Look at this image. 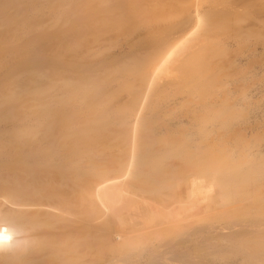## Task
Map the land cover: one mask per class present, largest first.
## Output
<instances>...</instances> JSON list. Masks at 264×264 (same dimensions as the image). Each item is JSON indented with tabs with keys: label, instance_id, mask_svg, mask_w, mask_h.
<instances>
[{
	"label": "rangeland",
	"instance_id": "374dc122",
	"mask_svg": "<svg viewBox=\"0 0 264 264\" xmlns=\"http://www.w3.org/2000/svg\"><path fill=\"white\" fill-rule=\"evenodd\" d=\"M0 1H2V3H9L8 0L7 1L0 0ZM18 1L19 0H17V3ZM21 1L24 3L20 2V4L22 3L21 5L17 3L15 4L24 7L23 11L24 9L26 10V8L28 11L26 10L27 11L26 13L24 11L25 15L23 20L18 19L19 18L18 16H14V17H17L15 19L16 21L19 20L21 22L22 20V23H25L26 21V23L22 28L24 31L21 29L22 33L19 32L20 30L19 28H21L20 26H22V24H20L19 21H17L18 25L17 23L15 25L14 24L12 25L13 23L12 22L11 25L13 27L10 24L7 25L5 24L7 23V21L8 23H10L9 20L11 18L12 21H14L13 14L14 13L17 14L16 11L12 14L14 10L10 11L11 14L9 16L11 18L8 19L9 18L8 17L7 21H5L4 18L3 21L4 22L3 25L9 27V29L8 28L3 29V27L0 28L1 40L3 39L8 40V38H12L9 37L13 35L9 33L11 31L10 27L13 30V28H15L14 26L16 25L19 28L17 29L16 26L15 29H17V31L15 29L14 30L16 32L21 33L20 38L23 37L22 36L23 34L25 36L23 37V40L22 39L20 40V38H18L20 35H18V33L15 32L16 35H18L16 36L14 33L17 39L20 40L19 42H21L20 48H22L23 43H24V48L20 49L18 47L19 46V43L17 44L18 40H16L14 36L13 38L16 41L12 39L13 40L12 42L15 41L18 48L14 49L15 44L11 43V45H13L14 48L10 45L11 48L7 47L6 49L8 51L9 48V51H11V49L13 48L14 49V50L12 49L13 52L18 49L22 50V52L15 51L18 56L21 55L20 57L24 55L22 57L23 59L22 63L20 62L15 64L14 61L16 62L21 61V58L18 60L15 59L18 58L16 57L17 56L16 54L14 55L15 58L14 56H12L7 59L8 56L14 54L15 52L12 54L8 52V54L10 55L6 57L7 61L4 59L5 54H7L5 53L6 52L5 50H4L5 53L4 57L3 58L0 57L2 58L0 63L8 67L7 68L5 66V68L8 69L7 71L5 68H3L4 66L2 65L1 69L3 70L5 69L4 70L5 72L0 69V72H4L5 74H7V76L5 74L4 75L8 79V81L6 80V82H8L7 84H5L6 82L4 81V78L0 79L1 82L3 81L5 82V83L4 82L0 83V85L2 84L3 87L4 84L6 87L4 88L5 90H3L2 87H0L1 90L3 91L0 94V105L2 104L1 106H3L5 104L4 102L9 100L10 97L12 99V102L10 103L16 102L15 101L16 98L17 100L21 99V102L18 101L17 105L15 103H14L15 105H11L10 103H7L8 105L10 104L11 106L9 105L10 107H8L7 105V107H3V108L0 106V109L1 108L3 109V111L0 110V118H1L0 122H2V124H0L1 125L0 127L3 128V131H1L2 129H0V132L5 133L7 127L8 126L10 127V129L8 127L9 130H7L8 132H6V135L3 133H2L3 135L1 134L0 139L3 138V136L4 138L2 139V141L5 140V137L6 140L7 138H10L8 139V141L5 140L4 142L8 143L9 141H11L12 143H14L16 141L15 143H17V145L19 146V147L17 146L19 148L18 149L19 151L16 150V152L19 153L15 154L8 152L5 157L0 159V170H2L3 173H14L15 175H19V177L20 175L23 176L24 174H26V176L30 177L32 180H36V181L39 180L40 184L43 179H45V181L48 179L46 184L50 182V184H48L50 186L47 187L44 185V187L47 189L49 187H50L49 189L53 187L52 189L58 190L59 185H61L60 182L62 183V180L64 181V177L61 174L63 175L66 174V177L71 178V175L73 173L77 175L82 173L81 176L84 177L85 175L86 177L88 174L83 175V173L87 172L89 173V175H91L90 174L92 172L91 170L94 171L96 169L98 171L99 169L97 168H100V170L105 168L107 165L106 163L109 162L110 160L111 161L114 160L113 162H115L116 160L113 158L110 159L109 158L110 156L104 157L106 156V154L103 151L105 150V147L108 145L111 144L113 145L117 141H119L118 143H120V140L124 136V131H125L124 122L128 114V112L125 109L124 110L127 113L124 112L123 109H122L123 111L119 110L121 112L120 113L118 109H116L115 111V108H112L115 98L119 97L121 92H124L125 89L129 88L128 90H130V86L132 84H133L132 89L134 90L135 80L133 81V76L135 75H133L134 74L133 70H135V66L137 67L139 64L140 67L141 65L143 66V64L141 63L142 61L145 64V59L147 57H145L146 54H144V51L150 49L151 47L152 49L146 51L145 53H148L150 51V53L152 54L154 51H157V48L158 49L164 48V45L166 46V44H169V41H171L175 37L180 35H187L192 37H200L204 39V45H202L203 47L200 48L201 50L199 52L197 51L198 52L197 57L195 59L191 58L192 59V61H190L191 63L189 64L187 63L188 65L185 63L184 65H187L186 67L182 65L184 67L183 69H185L182 79L180 78L175 82L160 86L159 87L160 89H158V91H156V93L152 97V100L148 106V109L143 119V130L141 133V140H140L141 154L143 158L141 157L142 165L138 171L139 173L141 172L140 173L141 176L139 177L142 178H140V180L143 179L146 182V185L148 186H146L144 184L145 182L142 180L140 181V183L144 190H145V186L148 187L150 191L153 190L156 186L155 190L163 191L164 189L161 190L162 188V186L160 185L161 183L163 186H165L167 183L173 184V182L171 183L169 182L171 178H173L171 179L172 181L174 180V178L175 181L178 178L180 180L185 181L189 178V177L186 178L187 176L194 174L192 171L196 172L198 169H200V167H202L201 165L203 162L207 163L206 159L209 155L211 154L213 155V153L219 155L220 152L219 151L217 152L216 150L219 149L221 152L224 153L228 152L229 150L228 154H230V149L231 150L233 149L232 151L234 152L233 153L231 152L232 155L229 156L227 154L229 156L228 157L225 156V154L223 156L220 154V159L225 158L226 160L227 158L228 159L230 158V160L234 161V164H236V162L237 163L243 162L244 166L245 164L251 162L255 158L257 164H260L263 161L262 163L263 167L261 166L262 168L261 167L259 168L261 169V172L263 169L262 172L263 175L260 172V170L257 168L256 163L254 164L256 165L257 168V169L255 168L256 169L255 171L259 170V172L261 173V177L263 176L261 178V180L263 179V181H260L262 182L263 185H261L260 183V187L263 186L261 190L264 191V0H201V2L199 0L198 6H200V9L199 7L198 9L199 12H201V14L199 13V16L201 15L200 18L201 21L198 25H193L188 20L190 15L187 16V14H189L188 12L191 11L190 9H192L191 6L193 0H42V1L40 0L41 3H43V1L44 3L41 5L40 2L38 1V6H35L36 3L34 2H36L37 0L36 1L34 0V2H32L34 7L30 1H29L30 3L29 2L25 3L28 0L25 1L21 0ZM10 2L12 1L10 0ZM14 2L15 1L13 0V3ZM9 4L10 6L12 5L11 3ZM23 4H31L32 7L28 5L29 8L28 6L25 8L26 5ZM4 5L5 4H2L1 6L0 4L2 8ZM7 5L8 4H6V6ZM6 6H4V8L7 10V7L9 6L7 7ZM13 6L14 4L12 5V7ZM35 7L37 8V10L34 9ZM11 9L9 8V10ZM18 9L22 11L21 7H19ZM33 9L36 11V12L34 11L35 13L32 12ZM19 10L17 11L18 13ZM6 12L7 11L5 12L2 11L1 16L3 15L5 16ZM10 12L8 11V13ZM21 13H19L21 14L20 18H23L22 16L23 12ZM6 29H8L7 31L9 32L5 31ZM1 31L4 32L2 33ZM7 33H9L8 34L9 36H7ZM4 35L6 36L5 38ZM5 40H3V43L6 44L7 40L6 41ZM3 45L4 44H2V46ZM159 46L161 48H159ZM3 47L6 48V46ZM2 52L3 50L0 51V53ZM141 55L144 56L142 57ZM0 56H3V53ZM12 58H14L15 60L14 59L12 60ZM3 59L5 61H3ZM10 61H13V63L11 62L12 66L10 64ZM15 67L19 68L17 69L16 73L13 71L14 69H16ZM18 70H23V72L22 71L18 72ZM6 71L8 73H6ZM24 71L28 73L25 74ZM21 72L25 74V75L23 74V77L22 76L19 77L21 75ZM1 74L0 77L2 76ZM4 75L3 77H5ZM15 76H17L18 78ZM136 77L134 79H136ZM14 78L18 81H16ZM19 82L21 83V85H23L22 82L29 83L28 84L29 87H25L26 85L23 86L27 88L26 90L20 85L26 93L22 89L20 91V88L17 89L19 92H21V94L18 92L20 94L19 95L20 97L22 96V94L24 95L23 98H19V96H17V93L15 92L16 90L15 88L18 86V84L16 83ZM66 83H69L70 85ZM14 84H16V87L13 86ZM66 85H68V88ZM136 85L137 84H135V86ZM65 86L67 90L65 89ZM60 87L61 88L64 87L63 90ZM7 88L8 90H12L13 88L15 90L13 89L14 92L12 93H10L11 91L9 92L7 90L9 95L8 94L2 95V93L7 92L6 91ZM54 88L56 89L54 90ZM68 90H70L71 92ZM133 90H131V92ZM56 91L57 93L58 91L61 93L57 94ZM127 91H125L124 93H127ZM22 92H24L25 94ZM62 92H64L66 96L64 93H63L64 95H61ZM131 92L129 91L128 93ZM51 93L53 96L51 95ZM73 93L76 95H74ZM11 94L13 95L14 98L15 96H17L14 101ZM54 94L58 95V97L61 98H58ZM4 95H8L7 96L8 99H6ZM47 96L49 98L52 96L53 98L51 97L50 100L49 98H47ZM54 96L56 98H54ZM63 96L64 97L68 96V97L65 99L63 98ZM4 98L6 99L5 101ZM59 99L60 101H63L62 108H60L61 104L58 105ZM2 101L4 104L2 103ZM25 101L28 102L25 103ZM69 102H71V104H69ZM56 103L58 106L56 105ZM66 105H71V106L69 107ZM22 106H24V109L20 110ZM64 106L67 107L66 110L64 109L66 108ZM59 109L61 111L63 109L62 114ZM64 110L66 112L69 110V113L66 114ZM5 111L8 113V115L10 114H11L10 116L13 115L12 117L14 118L9 119V116L8 115L6 116V114L3 113ZM19 112L21 113L23 112V113L21 114ZM18 115H20L19 118ZM4 116H6V118H4ZM20 118L24 119V120L22 119L21 123H19ZM12 119L16 121H12ZM192 119H194L193 120L194 123L192 122ZM7 122H11V123L7 124ZM179 124L183 129L186 127L187 128V129L185 128L186 131L185 129L182 130ZM177 125H179L178 127H180L181 131L179 130V128L178 129L176 128ZM259 125L262 128V130H260L261 128L259 127ZM11 126H13L14 129L13 127L11 128ZM16 126L19 128L21 126V129L22 128L23 129L22 130L20 129L19 131L16 129ZM170 127L171 128L174 127L175 130L174 129L170 130L171 129ZM194 128L196 130H198L199 128L202 129H199L200 131L197 133V131ZM232 128L235 130H233ZM243 128L244 129L246 128L247 130L251 129L250 131H252V133L248 132L249 130L247 131L245 129L248 133L244 131L246 134L244 135L245 136L244 137L240 133L243 132L242 131ZM166 131H168L169 133L171 131V133L168 134V132ZM174 131H177L174 133L177 135L173 134ZM188 131L190 132L188 133ZM257 131L259 134H254ZM179 132L181 135L179 134ZM218 132H224V136L226 138L223 135H221V133L219 134ZM225 132L226 133L228 132L229 135L226 134ZM166 133L168 135H166ZM202 133H204V136H202ZM230 133L234 135L233 136L231 134L233 138L231 137ZM161 134L164 136H161ZM207 134L210 136L206 137ZM217 134L218 136L221 135L222 137L217 138L218 137ZM235 134L237 135V138ZM212 137L215 138L211 139ZM228 138L232 140L230 141ZM163 139L168 141H170L171 139V141L169 142V144L163 143L160 141ZM179 139L181 140L179 141ZM186 139L189 140L186 141ZM209 139H211L212 141ZM200 140H202L203 143L206 144L203 145ZM227 140L229 141V143L226 142ZM19 141L22 142L21 148L19 145L20 143H18ZM213 141H218L219 143L217 142L213 143ZM37 142H39V145ZM178 142L179 144H177ZM187 142L189 143L193 142V144L191 143L189 144ZM222 142L226 143V144L224 143L226 147L223 146ZM233 142L234 143L236 142L235 143L236 145L238 144V146L235 147L238 150V152L239 149L241 150L243 148L240 145L246 146L247 148H248L247 146L248 144H250L249 147L251 148H253V146L256 145L257 147L263 145V148L261 147L259 151L257 150L260 153L263 152L260 158L262 159V161L261 162L258 161L259 163L257 162V160L260 157L258 153L250 154L252 152H257L255 150L258 149L259 147L254 150L252 149V152L250 153H248L250 148L248 149V151L245 148L247 152L244 151L243 148L242 153L240 152L239 155L237 153V150L234 148L235 144ZM171 143L174 144L171 145ZM185 143H187V145L188 144L192 145L191 147L192 149L188 148L187 145H185ZM200 143L202 144L201 148H200L201 145ZM207 143H210L211 145L208 144V146H206ZM184 145L186 146L187 151L185 150ZM115 146L113 145V147ZM183 147L185 151L182 150ZM212 147H214V149ZM224 147L228 149L223 150L222 148ZM237 147L240 148L238 149ZM45 148L49 150H46L45 152ZM172 148L175 151L179 148L176 151L178 153H176ZM196 148L198 149L197 150L198 152L196 153L199 152L203 153L204 149L207 150L204 151L203 154L201 153L196 154L195 152H193L194 149L196 150ZM210 148H212V150L215 151L211 152ZM190 149L192 150V154L194 153V155L195 154L197 155V158L195 157L196 155L195 156L192 155L194 158L190 156L191 154ZM13 150L15 152L14 148ZM172 150L174 151V153L171 152ZM208 150L210 151L211 154L208 153ZM48 151L49 153H47ZM205 152L207 155L205 154ZM101 153L104 154L103 157L105 160L107 158H109L110 160L108 159V161L107 160L103 161L104 159H102L103 157ZM179 153L181 154V156L178 155ZM185 154L189 156L185 157L184 156ZM48 155L53 157V159L50 157H49L50 159L47 158ZM254 155H256V157ZM257 155H259V157H257ZM67 156L69 158L65 159ZM199 156H201L202 158L206 156V159H204L203 161L201 157L198 158ZM211 157L216 158L214 156ZM41 158L42 159L44 158V160H42ZM194 159L196 161L199 160L200 161L196 162ZM201 160L203 162H201ZM244 160L249 162L246 163V161ZM232 161L230 163H232ZM104 162L105 165H103ZM92 163L94 165H92ZM116 163L117 162H115L113 166H115ZM239 163L237 164V166H239ZM242 164L240 166H242ZM250 164H252V162ZM81 166H84L85 170ZM107 166L111 168L112 164H108ZM80 167L83 170L79 169ZM32 173L34 174L33 175L34 177L40 174L41 177L39 175L38 177L43 179H40L38 177L37 178L35 177L33 179L31 176ZM41 173L43 175L45 174L47 176V179L45 178L46 176L45 175L43 176ZM142 173L149 175V177L152 179V183H151V179L148 176L144 178L145 175H143ZM257 173H255L256 176L257 175L259 176V174ZM50 174L51 176L53 174H56L57 178L55 177V175H53L54 178L52 177L53 180L55 179L53 181L54 183H51L52 181H49V179H52L50 178ZM57 174L61 175L63 178L61 176L58 177ZM67 174H69L70 176ZM75 174H73V176ZM92 174L95 173L92 172ZM81 176L79 175L77 178L79 177L81 178ZM74 177H72L74 181H72L73 179H71L70 181L74 182V184L78 183V185L75 184L73 187L72 182H70L69 186H72L75 189L77 186H79V184L82 185L86 184L87 186L89 184L88 187H90L91 181L88 179L91 178L86 179L88 176L83 179L80 178L77 179L76 177L75 178ZM59 178L61 180H58ZM147 178L149 179V181ZM259 179L260 178L258 177V180ZM80 180L81 181L83 180L85 184L83 182H79ZM164 180L165 181L167 180L166 181L167 183H165ZM256 180L255 182H257ZM178 181L176 182L178 183ZM163 182L165 184H163ZM179 182L181 183V181ZM55 183L58 184L57 188H54L55 187L54 185H56ZM153 183L155 184L154 186L149 185ZM82 185L79 187L82 189L83 188L86 189L87 186L85 185L82 187ZM256 185L257 184L255 183L252 186L255 190H259L256 189ZM10 186L11 184L9 182V175L1 177L0 190L4 188H8ZM39 186L41 187V185ZM167 186L169 185L167 184ZM257 186H259V183ZM25 187L23 188V184H22V186L18 188L19 190L16 191L17 193H19V195L16 192L15 194H17V196H20V198H23L21 196L23 192L25 198H23L22 200H28V199L31 200L30 198H33L32 200L38 201L40 197H36V199H34L35 196L32 197V193H30L31 195L29 194L28 191L29 188L26 187L27 189H25ZM44 187L40 189L45 190ZM61 187L62 189H64V193H65V189L67 191V189L70 188V187L63 188L65 187L64 184ZM61 187L59 188V190H61ZM226 187L227 189L230 190H234V188L236 190L235 186H226ZM73 188L70 189H72L73 192L77 193L78 187L75 190ZM23 189L26 192L23 191ZM207 189H213V188L209 187ZM215 189L219 190L220 188L217 186L215 187ZM44 190L43 192L46 191ZM57 190H52V191L48 190L49 192L46 191L45 193L42 194V196L47 199L48 196L55 197V195H58V193L59 195L60 194L62 195V191L58 192ZM78 190L81 191V189ZM55 191H57V193ZM72 191L70 190L69 194L72 195L73 193ZM146 191H148V189ZM263 191H261V193L258 191V193L260 194L263 193L262 196L264 197ZM79 193L75 194L76 197L72 195L74 196L73 198L78 199L77 195H79ZM69 194H68V198H70ZM59 195H58L59 199L60 197L64 198V194L62 196L60 195V197ZM42 198H40L41 201H44ZM46 199L45 201H47ZM62 199H60L59 201H61ZM74 199L72 198L69 199L71 200L69 202L70 205L73 204V202H76ZM262 199L263 200L258 201V204H260L261 203L260 201H262L263 203V204L261 203L263 205L262 207L261 205L260 207L256 206L255 204H253L256 201H252L253 203H248L249 205L247 204L245 206L246 212L244 209L243 211L242 209H240V211H235L234 213H230L228 216L225 215L226 218L223 216L225 219L222 217L223 219L219 220V221L223 220L222 222L219 221H218L219 223L216 222L217 224L220 225L217 226L216 224L215 230H211V232L207 230L208 232H206L204 231L205 230L204 229L202 234H201L202 231L201 232L199 231L198 233H196V235H194L197 238H195L194 236L193 237L199 240L200 243L199 241L194 240L192 241L191 244L192 247H189L191 245H188V247L192 250V248L194 247L196 248V246L199 244L196 250L198 251V249L200 248L199 250L201 251V249L204 250L208 246V243H206L204 239L208 238L207 242H209V240L213 238L215 239L214 244L216 245L220 241V238H222L221 242L218 243L219 245L217 244L216 246H213L214 244L211 243L212 245L209 246L211 248L213 246L214 248L211 249L208 246L209 250L207 252H212L213 250V253L214 252H217V254L227 253L228 255L227 254L225 255L230 256V254L233 255L232 253L238 252L242 248L240 247L241 246L240 242L241 243L244 242L245 237L246 240L248 239L250 240L251 238L255 239L258 236V234L262 236L263 233L262 236L263 242L260 240L261 244L263 243V246L259 248L260 250L262 249L263 251V264H264V198ZM252 204L254 205V207H252L253 206ZM74 205H76V203L73 204V206ZM247 206H250V208ZM258 208L259 210L261 209L262 211L260 210L261 212L260 211L256 212ZM74 209L75 206L73 210ZM252 209L253 210L255 209L254 212ZM253 213L255 214L253 215ZM257 214L259 217L257 216ZM252 215L254 217H252ZM246 217L247 218L249 217L248 221ZM253 219L255 220L252 221ZM259 219L260 220L262 219L263 221L262 220L260 221ZM240 221L242 223H240ZM258 221L263 226L259 225L260 223ZM224 223L225 226L227 225L226 226L227 228L223 226ZM252 224L254 225V227H256V229L259 226H262L263 230H261L262 227L258 229L261 230V232L262 231L263 232L261 233L259 230H257L260 232L258 233L256 229L253 228ZM38 226H40L39 229L37 228V226H35V228L37 229L34 228L32 229L28 226L26 229L28 230L30 228L32 230L29 229L27 233L30 234L31 231L32 234H34L35 232L36 233L39 232V234L37 235L41 236V235H45V233H47L46 231L49 230L48 233H50L53 230V229L51 230L52 228L51 224L48 225V223H46L45 226L43 225V227L45 228L43 227L41 228V225ZM56 226L58 227V225ZM218 227H220L219 231L216 232V229H218ZM221 227L225 229L221 230ZM245 227L246 228L251 227V231L254 230L256 231V233L255 232L253 233L252 231L253 233L252 234L249 229L248 232L250 231L249 232L250 235L248 237L247 235L248 232L246 231L247 229H245ZM97 228L100 229L101 231V228L99 227ZM241 228L243 229V231ZM89 229L94 230L95 228H88L87 231ZM78 231L79 230L77 229L75 233ZM214 231L215 233L211 234ZM92 232L90 230L89 233L92 234ZM85 233H84L86 237L85 243L87 241L89 242L86 243L87 245L85 244L83 246H86L87 248H90L89 246H94V244L97 243L96 242L97 240L94 241V239L92 238L96 239L97 237L98 239V237L101 234V232L96 230L94 234H92V237L90 238L91 234L88 235L89 234L88 232ZM96 233L99 234L96 236L95 235ZM242 233L243 234L246 233V234L242 236ZM22 234L24 236L26 235V233L24 232ZM22 234H20V236ZM29 234H27V236ZM212 235L214 237H212ZM81 236L84 235L81 234L80 237ZM235 236L236 239H233L235 238ZM240 236H242L244 240ZM261 236L260 237L258 236V238H256L258 239L256 240L258 244H260L259 239L260 238L262 239ZM216 237L219 238V240L216 239ZM8 238L9 236L7 230L5 228L2 229L0 234L1 247L6 246ZM76 238L79 241V238L78 237ZM223 238L225 239L223 240ZM227 238L232 239L229 241V245L233 244V247L231 246L232 248L229 246L227 247L228 244V243L226 244ZM237 238L239 240L241 238L242 241L241 240L239 241ZM213 239L211 241H213ZM234 240L239 241V242L237 241L238 243L237 242L236 243L237 245L239 244L237 248L240 249L234 247V245L236 244ZM249 240L245 241L243 244L245 245L247 243L246 246L250 245L248 247L249 250H251V248H253L252 250H255L256 247L254 246H256V243L254 242V240H250V241ZM78 241L76 240L77 244H79V242L81 243V245L84 243L81 242L82 240H80L79 242ZM201 241L205 242L207 246H204L205 243H202ZM224 241L226 246L221 245L224 244ZM194 242H197L198 244L194 246L193 244ZM258 244L257 246H260ZM244 245L242 249H244L245 247ZM76 246L78 247V245ZM225 248L228 249L225 250ZM229 248H231L232 250ZM246 248L247 247H245V249ZM94 250H95L94 247H91L90 253L93 251V253L91 254H94L95 252ZM87 252L89 251L87 250ZM71 253H73V251ZM75 253L76 251H74L73 253L74 256ZM92 257H94V255H92Z\"/></svg>",
	"mask_w": 264,
	"mask_h": 264
},
{
	"label": "bare ground",
	"instance_id": "6f19581e",
	"mask_svg": "<svg viewBox=\"0 0 264 264\" xmlns=\"http://www.w3.org/2000/svg\"><path fill=\"white\" fill-rule=\"evenodd\" d=\"M5 1H7V0H5ZM8 1L12 5L14 4V6L12 7V5L10 6L9 3H2V1H0L1 6H2V4H5L4 6H6V4H8L7 6H9V7L6 6L7 10L4 8V6H3V8L0 6V9L2 8L1 10L3 12L7 11L6 12L7 14L5 13V16L4 15L1 16L2 11L0 10V19L3 17L1 19V22H0L2 24V26L0 24V28L3 27V29H5V28L9 29V27H6L3 25L4 24L3 21H4V18H5V21H7L8 19L11 18L9 16L11 14L10 11L14 10L12 12V14L16 11V13L18 15L14 13L15 15L13 14V17L18 16L19 17L18 19L23 20L25 13L28 11L26 7L28 5H30V7H32V5H33L32 2H34V0L33 1L28 0L25 3H28L30 1L32 5L31 4H23V5H26L25 8L27 10L26 11L24 9V11H25V13H24V11H23L24 7L20 6L24 2H22L21 0H19L18 3H17V0H14L15 1L14 3H13V0H11L12 2H10V0H8ZM23 1H25V0H23ZM38 1L40 2L41 5L44 3V1H43V3H41L42 0L41 1L37 0L36 2H34V3H36L35 6H38ZM20 2H22V3L20 4ZM198 2H199V0H193L192 6H191L192 9H190L191 11L188 12L189 14H187V16L190 15L189 16L190 19L188 18V20L193 25H198L201 21V19H200L201 15L199 16V13L201 14V12H199L200 6H198ZM200 2H201V0H200ZM15 3L20 4V5L18 6ZM15 5H16V8H15ZM17 6H18V8L21 7L22 11L19 10L17 8ZM33 7H34V5H33ZM198 7H199V9H198ZM9 8L10 9L13 8V9L9 10ZM28 8H29V6H28ZM34 9L37 10L36 7ZM34 9L32 12L35 11ZM18 10H19V13L23 12V15H22L23 18H20V15L22 13L19 14L17 12ZM8 11L10 13H8ZM37 12H39V11H37ZM29 14H32V13H29ZM16 18L17 17H14V19H13L14 21H12V18H11L9 20L10 23H8V21H7V23H5V24L11 25V23L13 22L12 25L13 24L15 25L16 23L18 25L17 21H19V20L16 21L15 20ZM22 20H21V22L19 21V23L22 24V26L19 25L21 28H19L16 25L17 29L19 28L20 29L19 32H21V33H22L21 29L23 28L24 24L26 23V21H25V23H22ZM10 25H8V26H10ZM16 26H14V27L16 28ZM15 28H13V30H12V28L10 27V29L13 33L11 31L10 32L7 31L8 29L5 30V31L11 33V35L13 34L12 36H9L8 35L9 33H7V36L12 37V38H8V40L6 39L10 44L5 39H3V40L6 41V44L3 43V40H1V38H0V48H1L0 51L3 50V52H2L3 56H0V57L3 58L4 54L7 53V54H5V57H4L5 60H6V57L8 55H10V54H8V52L11 54L14 53L15 51L22 52V50H19V49L15 50L13 52L14 49L21 47V44H20L21 42H19V41L21 39L23 40V37H25L23 34L22 35L23 37L20 38L21 33L16 32L17 29H15ZM1 32L3 33L4 31H1ZM15 32L18 33V35H20L18 37V38H20V40L17 39L16 36H18V35H16ZM14 33L16 36L14 35ZM5 37L6 36L4 35V38ZM13 37L16 40H18V42H17V44L19 43L18 47L15 43L16 40ZM12 39L15 41L12 42L13 41ZM7 43H8V46H7ZM11 43L15 44V48L13 47V45H11ZM2 44H4L3 46H6V48L3 47ZM10 45L14 48V49L12 48L13 50L11 49V51H9V48H11ZM202 45H204V39H202L200 37L180 35V36L175 37L171 41H169V44H166V46L164 45V48H162V49L157 48V51H154L152 54L150 53V51L148 53H145L146 51L152 49L151 47H150V49L144 51V54H146L145 57H147L145 59V64L140 59L142 61L141 63L143 64V66L141 65V67H140L139 66L140 64L139 65L137 64L140 68L138 66H137L138 68L135 66V70H133L134 71L133 75H135V76H133V81L135 80L134 81V87H135L134 90L132 89V85H133L132 84L130 86V90H128L129 89L128 88V89L124 90V92L128 90L127 93L121 92L119 97L115 98V101L113 100L114 101L113 107L111 105L112 108H115V111H116V109H118V111L119 110L123 111L125 109L128 112V114L126 116V120L124 122V130H125L124 136L121 139L122 141L120 140L121 144L118 143L119 141H117L115 143L113 142L114 143L113 145L114 146L116 145L115 147H113V145L110 143L111 145H108L105 147L106 151L103 149L104 150L103 152L106 154V156H104V157L110 156L109 158L115 159L116 160L115 162H117V163L115 166H113L115 163V162H113L114 160L111 161L109 158H107L106 160L108 161V159H109L110 160L109 162H112V163L107 162L106 164L107 165L112 164L113 167L111 166V168H109L110 165H109V167L106 165V167L103 166L105 168H103L101 170H100V168H97V169H99L98 171L95 169L97 172L95 170L94 171L91 170L92 172L95 173V174H92V172H91L90 173L91 175H89V173H87V172L83 173V175L88 174L87 175L88 177L86 176L87 178L85 177V175H84V177L81 176L82 173L78 174V175L73 173V174H75L74 175L75 177H76V175H77V177L80 175L81 176V178L79 177L80 179L91 178V179H88L91 181L90 187H88L89 184L87 183L88 184V186H87L83 180L79 181V182H83L87 187H86V189L83 188L84 189L83 190L82 188L79 187L82 184H79V186H77V187H78V189H81V191L78 190L77 187L75 188L78 191L77 193L80 192L79 195H77L78 199L73 198L75 196V194H77V193L73 192L72 189H70V188H73L75 184L78 185V183L74 184V182H72V181H74V179L72 178V177H74L73 174L71 175V178L66 177V174H64V175L61 174L64 177V181L62 180V183L60 182L61 185H59V188L63 184L65 186L63 188L70 187L67 189V191L65 189V193H64V189H62V187H61V190H59V188H58V190L52 189L53 187L51 189H49L50 187L48 189L45 188L44 185L47 187L50 186V185H48V184H50V182L46 184L48 179H47V176L45 174H44L46 176L45 178L47 179L46 181H45V179L40 178L41 177L40 174L36 173L40 176V177H38V175H37V176H35L36 178L38 177L40 179H43L41 181V184H40L38 179H37L38 181L32 180L30 177L26 176V174H24L25 176L20 175V177H19V175H15L14 173H3L2 170H0V179L3 176L9 175V182L11 184L10 187L0 190V234H1V230L5 228L7 230L8 236H9V238L7 239L6 246L1 247V245H0V264H263V251H262V249L260 250L261 246H263V243L261 244V241L263 242V237H262L263 231L261 232V230H263V227H262L263 225L259 221H258L260 223L259 225H262V226H259L258 228L262 227L261 230H259L258 228L256 229V227H254L256 222L254 223V225L252 224L253 228H255L256 231L259 230L262 233V236H261L258 234L260 232L257 231L258 236L262 237V239L261 238L259 239V241L261 240L260 244H258L256 242V240H258V239H256V238H258V236L257 237L255 236L256 237L255 239L254 238L250 239V240H254V242L256 243V246H254V247H256L255 250H252L253 248H251V250H249L248 247L250 245L246 246L247 243L245 245L243 244L245 241L249 240V239L246 240V237H245L244 242H242V243L240 242V244H241L240 247L243 248V245H244L247 248L246 249H245V247H244V249L237 248L239 246V244L237 245V243L240 240L242 241V239L240 238V240H239L238 239L239 237H238L237 238L239 240V241L237 240L238 242L234 240L235 243L237 242L235 244L237 246L234 245V247H236L237 249H240V250L238 252L232 253L233 255L230 254V256H227L228 255L227 253H223V254H220V253L217 254V252L213 253V250H212V252H207L209 250V247L215 243L214 242L215 239H213V238H211L209 240V242H207L208 238L204 239L205 242L208 243V246L210 245L209 247L207 246V244L205 242L201 241L202 243H205L204 246H207V248L204 249L205 251L203 249H201V251H202L201 252L199 250L200 248L198 249V251L196 250V248H198L197 246L199 245L197 242L193 243L194 246L198 244L196 246V248L194 246H193L194 248H192V250L189 248V247H192V245H191L192 241H194V240L199 241V240L195 239V238H197L196 236H194V235H196V233H198L199 231L200 232L202 231L201 232V234H202L204 229H205L204 231H206V232H208L207 230H209V232H211V230H215V228H216L215 226L217 224L216 222L223 219L224 217L226 218V216H228L230 213H234L235 211H240V209H242V211L244 209L246 212L245 206L248 203H253L252 201L257 202V203L256 202L253 203L256 206H259V207H260V205H261V207L263 206L262 201H260L262 204L260 202H259L260 204H258V201L263 200L262 198H264L262 196L263 193L260 194L261 191H263V190H261L263 188V186L260 187V183H261V185H263L262 182H260V181H263V179L261 180V178L263 177V176L261 177V173L263 172V169H262V172H261V169H259L263 163L262 159H260L262 156L261 154L263 152H261V153L258 152L259 149H261V147L263 148L262 144H261L262 146H260V147L258 146L259 148L257 147V145L253 146V148L249 147L250 144L247 145L248 148L246 146L240 145L244 148V151H246V150L248 151V149L250 148L248 153L252 152V149L254 150V149L258 148L255 150V151L258 150L257 152H252L250 154H253V153L257 154L258 153L260 155V157H259V155H257V157H259L260 160L258 159L257 162L262 161L260 163L261 165L256 163V158L251 161L252 164H250L251 162L246 161L247 159L244 160V161H246V163L249 162V163L245 164V166H244L243 162H242L243 164L241 162L240 163L238 162L239 166H237V164H238L237 162H236V164H234V161L230 160V158L228 159L227 157H226L227 158L226 160H225V158L220 159V154L222 156L224 154H225V156L232 155L231 152L233 153L234 151H232L233 149L231 150L230 147H229L230 154H228L229 150H228V152L225 151L226 153H224L218 149L216 151L220 152L219 155L215 154V153H213V155H212L210 153V151L208 150V153L211 154V155H209L210 157L211 156L216 157L217 155L218 156L216 158H213V157L210 158L208 156L207 159H206V156L203 158L201 156H199L198 158L201 157L203 159V161H204V159H206L207 163H205L201 160V162H203L201 165L202 167H200V169H198L196 171L197 173L192 171L194 174L191 173L193 175L187 176L186 178H188V177L189 178L187 180H185L186 182L184 180H180L178 178V179H176V181H178V180L181 181V183L178 181V183H179L178 184L175 181V178L173 181L171 180L173 178H171L170 181H169V179H168V181L170 183L173 182V184L172 183L169 184L166 182L167 180L166 181L164 180V182L167 183L169 186H167V184L165 186H163L161 183L160 184L162 186L161 190H163V189L164 190L163 191H157V190H155V188H156V186H155V188L153 190H151L152 192L149 190L148 187H146L148 185H146V182L143 179H141V180L145 182L144 183L146 185L145 190L143 189V187L140 183V181H141L140 178H142V177H139V176H141L140 175L141 172L140 173L138 172L139 168L142 165V163H141L142 162V159H141L142 154H141L140 140H141V133L143 130V119H144V116H145L146 111L148 109V106L152 100V97L154 96L156 91H158V89H160L159 88L160 86H163L164 84L165 85L170 84L172 82L179 80L180 78L182 79L184 72H185L184 71L185 69H183L184 67L182 65H184L185 63L186 64L191 63L190 62V61H192L191 58L195 59L197 57V53L201 50L200 48L203 47ZM7 47H9L8 51L6 50ZM2 48H5V49H2ZM22 48H24V43H23ZM22 48H20V49H22ZM159 48H161V47L159 46ZM155 49H156V47H155ZM4 50L6 51L5 53H4ZM2 53H0V55H2ZM15 54H16V52L14 54L8 56L7 59L9 57L14 56ZM20 56L17 55L16 57H18V58H15V56H14V58L17 60L21 58V61H18V62L14 61L15 64L20 63V62L22 63V60H23L22 57L24 55L22 57H20ZM2 58H0V62H1ZM14 58H12V60ZM4 59H3V61H5ZM187 61H189V62H187ZM11 62L13 63V61H10V64H11ZM5 63H8V62H5ZM139 63H140V61H139ZM10 64H9V66H10ZM15 64H13V65H15ZM2 65L4 66L3 68H5V66H6L4 64H1L0 69H1ZM187 65H184V66L186 67ZM11 66H12V64H11ZM17 69H19V68H16L13 71L16 73ZM20 69H22V68H20ZM1 70L4 71L3 69H1ZM6 70L8 71V69H6ZM7 71H6V73H8ZM19 71L23 72V70H18V72ZM26 71H28V70H26ZM135 71H138V72H135ZM4 72H0V74L3 73V74H1L2 76L0 77V79L4 78V81L6 82V80L8 81V79L6 77L7 74H5ZM22 72H21V75L19 77H21V76L23 77L24 73H22ZM26 73H28V72H25V74ZM3 75L5 77H3ZM18 75H19V73H18ZM17 76H15V77H17ZM135 77H136V79H134ZM136 80H137V83H136ZM16 81H18V80H16ZM3 82H1V80H0V83H3ZM7 83L8 82H6L5 84H7ZM19 83H16V84H18L19 87L18 86L16 87V84L13 85L16 87L15 88L16 90L18 88H20V91H21V89L24 91L23 88L29 87L28 86L29 83H23L22 82L23 85H21V83L20 84ZM66 84H69V83H66ZM135 84H137V85L135 86ZM20 85L22 87L25 85L26 86L22 88ZM58 86H61V85H58ZM66 86L68 88V85H66ZM66 86H65V89H66ZM0 87H2V84L0 85ZM4 88H6V87L3 84L2 89L5 90ZM63 88H61V89L63 90ZM26 89L27 88H25V90ZM55 89L56 88H54V90ZM0 90H1V88H0ZM7 90H8V88L6 89V91ZM12 90H8V91L9 92L11 91L10 93H12V92H14V90L13 91ZM16 90H15V92L17 93V96H19L21 94V92H19L18 90L16 91ZM131 90H133V91L131 92ZM8 91L6 93H2V95L8 94ZM59 91H58V93L60 94L61 92H59ZM68 91H70V90H68ZM129 91L131 93H128ZM1 92H3V91L1 90L0 94H1ZM24 92H22V93H24ZM56 93H57V91H56ZM63 93L64 92H62L61 95L65 94V93L64 94ZM74 93H77V92H74ZM8 95H4L6 99H8L7 98ZM51 95H52V93H51ZM74 95H76V94H74ZM17 96H15V98ZM55 96L58 97V95H55ZM55 96H54V98H56ZM65 96H66V94H65ZM23 97H24L23 94L21 97L19 96V98H23ZM51 97L49 98L47 96V98H49L50 100H51ZM67 97L63 96V98H65V99ZM5 98H4V101L6 100ZM12 98L14 101L15 98L13 97V95H12ZM58 98H61V97H58ZM10 99H11V97L9 98V100H7L8 102L7 101L4 102L5 104L2 101V103L4 105L1 106L2 105L1 104L0 106L2 108L7 107V105H8L7 103L12 102V99H11V101H10ZM65 99H63V100H65ZM56 100H58V99H56ZM69 100H70V98H69ZM72 100H73V98H72ZM15 101L16 102H14V103L17 105L18 101L21 102V99L17 100V98H16ZM28 101H25V103ZM66 101H68V100H66ZM62 102L63 101H60V99H59L58 105L61 104V107L59 106L60 108H62ZM14 103H10V104L15 105ZM47 103H48V101H47ZM69 104H71V102H69ZM9 105H8V107L11 106V105L10 106ZM56 105H57V103H56ZM66 106L70 107L71 105H66ZM66 106H64V107H66ZM2 108L0 109L1 111H3ZM22 109H24V106H22V108L20 110H22ZM64 109L66 110L67 107ZM10 110H12V109H10ZM125 110H124V112H126ZM60 112L62 114L63 109H62V111L60 110ZM65 112H64V115H65ZM3 113L6 114V116L8 115V113L6 111ZM19 113H21V112H19ZM67 113H69V110L66 112V114ZM49 114H50V111H49ZM10 115H8L9 119L14 118V117H12L13 115L12 116H10ZM6 116H4V118H6ZM19 116L20 115H18V118H19ZM22 119L23 118H20L19 123L22 122ZM0 120H1V118H0ZM16 120H17V117H16ZM16 120L12 119V121H16ZM193 120L194 119H192V122H193ZM2 121H3V119H2ZM258 122H260V121H258ZM8 123H11V122H7V124ZM0 124H2V122H0ZM22 125H23V123H22ZM179 125H177L176 128L177 129L179 128V130H180L181 125H180V127H178ZM8 127L6 129V132H8L7 130L10 129V127H9V129H8ZM12 127L13 126H11V128ZM196 127H197V124H196ZM259 127H260V125H259ZM5 128H6V126H5ZM5 128H4V130H5ZM202 128H199V129H202ZM0 129H2L1 131H3L2 127H0ZM13 129H14V127H13ZM16 129L20 131L21 126H20V128L16 126ZM173 129L175 130L174 127L171 128L170 130H173ZM184 129L182 128V130H184ZM186 129H185V131H186ZM199 129L198 130L195 129L197 131V133L200 131ZM245 129L244 128H243V130L241 129L243 132H240L241 135H243V136L246 135L244 131H246L247 129L246 130ZM233 130H235V129H233ZM248 130H247L248 132L252 133V131H250L251 129H248ZM260 130H262V128ZM177 131H174L173 134ZM191 131H193V130H191ZM6 132L5 133L0 132V136L2 133L6 135ZM166 132H168V131H166ZM189 132L190 131H188V133ZM203 132H204V130H203ZM209 132H210V130H209ZM214 132H215V130H214ZM261 132H263V131H261ZM170 133H171V131H170ZM170 133L168 132V134H170ZM184 133H186V132H184ZM218 133L219 134L221 133V135L224 136V132H218ZM232 133H230V135ZM168 134L166 133V135H168ZM179 134H180V132H179ZM200 134H201V132H200ZM226 134H228V132ZM254 134H259V133L257 131ZM174 135H177V134H174ZM221 135L218 136V134H217V136H218L217 138L222 137ZM232 135H231V137H232ZM161 136H164V135L161 134ZM202 136H204V133H202ZM207 136H210V135L207 134L206 137ZM252 136H251V138H252ZM3 138H4V136H3ZM3 138L0 139V159L5 157L8 152L15 153V154L19 153V152H16V150L19 151L18 150L19 146L17 145V143H15L16 141L14 143H12L11 141H9L8 143L7 142L5 143L4 141L6 140V137H5V140L2 141ZM175 138H176V136H175ZM187 138H189V137H187ZM214 138L212 137L211 139H214ZM236 138H237V135H236ZM251 138H250V140H251ZM8 139H10V138H7L6 141H8ZM183 139H185V138H183ZM211 139H209V140H211ZM240 139H241V137H240ZM163 140H160V141L163 143H168V144L171 141V139H170V141L165 140V139H163ZM180 140L181 139H179V141ZM187 140H189V139H186V141ZM200 141L203 145L206 144V143H203L202 140H200ZM205 141H206V139H205ZM207 142H210V141H207ZM215 142L219 143L218 141H213V143H215ZM226 142L229 143L228 140ZM241 142H242V140H241ZM18 143H20L19 145L21 148L22 142L19 141ZM37 143L39 145V142H37ZM187 143H189V142H187ZM187 143H185V145H187ZM224 143H223V146H225ZM172 144H174V143H171V145ZM177 144H179V142ZM191 144H193V142ZM197 144H199V143H197ZM202 144L200 145V148H201ZM208 144H210V143H207L206 146H208ZM238 144L237 145L235 144L234 148L236 146H238ZM188 145H187L188 148L192 147V145H189V146ZM194 145H196V144H194ZM213 146H215V145H213ZM216 146H217V144H216ZM13 148L15 149V152H14ZM179 148H182V147H179ZM212 148L214 149V147H212ZM212 148H210L211 152L213 151ZM224 148H222V149L223 150L228 149V148H225V149ZM243 148L241 150L239 149V152L236 148L235 149L237 150V153L239 154L240 152L242 153ZM245 148H246V150H245ZM46 150H49V149L45 148V152H46ZM173 150L171 152L174 153L175 150L174 151ZM182 150L187 151L186 146H185V150H184V147ZM190 150H189V152H190ZM197 150L198 149L196 148V150L194 149L193 152L196 153V152H198ZM206 150L204 149L203 153ZM236 150H235V152H236ZM262 151H263V149H262ZM47 153H49V151ZM176 153H178V152H176ZM200 153L201 152L196 153V154H200ZM203 153H201V154H203ZM205 154H206V152H205ZM52 155H53V153H52ZM101 155L103 157L104 154L101 153ZM178 155L181 156L180 153ZM192 155H194V153L192 154V150H191L190 156L193 157ZM184 156L186 157L187 154H185ZM254 156L256 157V155H254ZM49 157L53 159V157L48 155L47 158H49ZM104 157L102 159H104ZM195 157L197 158V155ZM67 158H69V157L67 156L65 159H67ZM49 159H48V161H49ZM42 160H44V158ZM106 160L104 159L103 161H106ZM41 161H40V163H41ZM199 161H196V162H199ZM231 161H232V163H230ZM253 161H255V162H253ZM254 163H256L257 168L260 170L261 173L259 172V170H257L258 173H257V171H255L257 168H256V165ZM241 164H242V166H240ZM92 165H94V164L92 163ZM103 165H105V162ZM197 165H198V163H197ZM81 167L84 168V166H81ZM81 167L79 169H82ZM84 170H85V168H84ZM255 173L259 174V176L258 175L256 176ZM29 174H31V173H29ZM33 175L34 174L32 173L31 176L34 179L35 177ZM53 175H55V177H56V174H53ZM53 175L51 176V174H50V178H52V177L54 178ZM61 175H58V177ZM67 175H69V174H67ZM143 175H145L144 178H146V176L149 177V175H146V174H143ZM262 175H263V173H262ZM255 176H256L257 180H256ZM22 177H23V179H22ZM25 177L30 178V179H27ZM48 177H49V175H48ZM183 177H185V176H183ZM258 177L260 178L259 180H258ZM53 178L49 179V181H52L51 183H54L53 181L55 179L53 180ZM79 178H77V179H79ZM71 179H73V180L70 181ZM58 180H61V179L59 178ZM255 180L257 182L259 181L258 182L259 186H257L258 183L255 182ZM75 181H76V179H75ZM90 181H88V182H90ZM148 181H149V179H148ZM253 181H254V183H253ZM70 182H72L73 187L69 186ZM164 182H163V184H165ZM147 183H150V182H147ZM151 183H152V179H151ZM252 183L253 184L256 183L257 184L256 189H259V190H255L252 186L253 185ZM22 184H23V188L25 186L29 188V190H28L29 194L32 193V197L35 196L34 199H36V197L42 198L43 197L42 194L48 190H51V191L57 190L58 192L62 191V195L64 194V198L62 197L64 199V201L60 197L61 194L59 195V193H58V195H59L60 199H62L61 201H59L60 199L58 198V195H55V194H53V195H55V197L48 196L47 199L45 197H43L42 199L44 201H41L40 198H39L40 201L39 200L38 201L32 200L33 198H30L31 200L28 199L29 201L28 200H22L23 198H25L23 195V192L21 194V196L23 198H20V196H17V194L19 195V193L16 192L19 190L18 188L20 186H22ZM39 185H41V187ZM51 185H53V184H51ZM57 185L58 184L54 185L55 186L54 188H57L58 187ZM85 185H82V187ZM149 185L154 186L155 184L153 183V184H149ZM153 186H151V187H153ZM217 186L220 188L219 190L215 189V187H217ZM226 186H235L236 190H235V188H234V190L227 189ZM26 187H25V189H27ZM39 187L40 188L44 187L45 190L46 189L47 190L45 191L44 189H40ZM165 187H166V189H165ZM209 187L213 188V189H207ZM69 189L73 192L72 195H74V196L69 194V192H70ZM147 189H148V191H146ZM43 190L45 192H43ZM159 190H160V188H159ZM23 191H25V190L23 189ZM57 191H55V192L57 193ZM258 191L260 193H258ZM15 192L17 194H15ZM55 192H53V193H55ZM68 194H69L70 198H72L76 201V202H73V204L76 203V205H74L75 211L73 210V208H74L73 204H71V205L69 204V202L71 200H69L70 198H68ZM27 195H28V193H27ZM28 197H29V195H28ZM45 199L47 201H45ZM247 207L250 208V206H247ZM252 207H254V205ZM254 210H253V212H254ZM260 210L258 208V210H256V212L260 211ZM255 213H253V215ZM253 215H252V217H254ZM257 216H258V214H257ZM252 217H251V219H252ZM261 217H263V216H261ZM248 218H247V221H248ZM255 219H253L252 221H254ZM222 221H219V222H222ZM241 221H240V223H242ZM46 223H48V225L51 224V226H52L51 230L53 229L50 233H48L49 230L46 231L47 233H45V235L48 234V235H46V237H45V235H41V236L37 235V234H39V232L38 233L35 232L36 235L34 232H33L34 234H32V231L30 234L27 233L30 228H32V229L38 228L39 229L40 226H38V225H41V228H42L43 225L45 226ZM53 224L55 226L58 225V227L57 226L55 227ZM218 225H220V224H217V226ZM28 226L30 228L27 230L26 228ZM35 226H37V228H35ZM53 226H54V228H53ZM223 226H225V223ZM243 226H244V224H243ZM97 227L101 228V231ZM43 228H45V227H43ZM88 228H95L97 231L101 232L98 239H97V237H96V239L92 238V239H94V241L97 240L96 241L97 243L96 244L93 243L94 246H89L90 248L83 246L87 242H89V241H87L85 243V238H86L85 234H87L85 232L89 233L90 230H91V232L92 231L95 232L96 230L95 229L94 230L89 229L87 231ZM219 228L220 227H218V229H216V232L219 231ZM239 228H240V226H239ZM32 229H30V230H32ZM77 229L80 232L78 231V232H76L77 233L76 234L75 231H77ZM222 229H225V228L221 227V230ZM245 229H247L246 230L247 232L249 229L251 231V227L250 228L245 227ZM81 230L83 231V233ZM221 230H220V233H221ZM242 231H243V229H242ZM252 231H253V233L254 232L256 233V231H254V230H252ZM252 231H251V233H252ZM23 232L26 233L25 236L22 234ZM94 232H92V234H94ZM249 232L247 234L248 237L250 235ZM80 233L82 235H84V236H81L82 238L80 237V235H81ZM213 233H215V231L212 232L211 234H213ZM246 233H244V234L242 233V236H244ZM20 234H22L21 235L22 237L20 236ZM27 234H29V235L27 236ZM90 234L91 233H89L88 235H90ZM92 234L90 235V238L92 237ZM98 234L99 233H96L95 235L97 236ZM240 234H238V235H240ZM252 234H251V236H252ZM242 236H240V237H242ZM76 237H78V238L80 237L81 239L79 238V241L82 240L81 242H84V243L81 245V243L78 241V239ZM212 237H214V236L212 235ZM253 237H254V235H253ZM212 239H213V241H211ZM216 239L219 240V238H217V237H216ZM221 239L222 238H220L219 242H221ZM224 239L225 238H223V240ZM233 239H236V236ZM76 240L79 242L80 245L76 243ZM230 240H232V239L231 238L226 239V244L228 243L227 247L228 246L233 247V244L229 245ZM243 240H244V238H243ZM234 241H233V243H234ZM199 243H200V241H199ZM230 244H231V242H230ZM257 244L260 246H257ZM76 245H78V247ZM91 245H92V243H91ZM188 245H191V246L188 247ZM216 245L214 244L213 246H216ZM221 245H225V241H224V244H221ZM213 246H212V248H214ZM91 247H94V249H95L94 254H91V253H93V251L90 253ZM231 248H229V249H231ZM193 249H195V250H193ZM226 249H228V248H225V250ZM87 250L89 252H87ZM72 251H73V253H74V251H76V253H75L76 257L73 255V253H71ZM225 254H227V255H225ZM92 255H94V257H92Z\"/></svg>",
	"mask_w": 264,
	"mask_h": 264
}]
</instances>
